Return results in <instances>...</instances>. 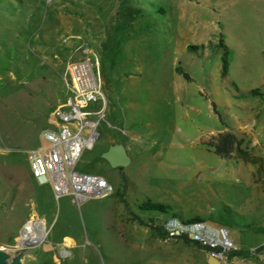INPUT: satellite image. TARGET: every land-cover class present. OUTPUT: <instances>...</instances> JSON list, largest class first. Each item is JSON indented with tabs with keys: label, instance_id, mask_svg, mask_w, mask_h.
<instances>
[{
	"label": "rangeland",
	"instance_id": "374dc122",
	"mask_svg": "<svg viewBox=\"0 0 264 264\" xmlns=\"http://www.w3.org/2000/svg\"><path fill=\"white\" fill-rule=\"evenodd\" d=\"M220 42L228 52L226 75ZM96 60L99 119L112 125L114 141L132 160L125 198L149 226L161 221L147 227L144 256L101 251L71 264H206L210 251L171 237L185 234L180 224L242 227L245 177L264 191V0H0V137L13 134L17 143L59 107L72 118L68 67ZM179 66L191 82L176 72ZM254 89L262 97L250 96ZM212 102L249 161L223 160L204 147L224 131ZM31 140L25 146L34 145ZM11 156L0 152V244L8 243L3 253L9 264H26L28 250L9 244L11 197L13 204L22 201V221L27 210L9 171L13 158L22 177L28 154ZM102 173L110 184L116 181L112 169ZM148 201L171 212L140 211ZM228 202L236 209H227ZM76 212L75 231L88 242L96 234ZM259 212L264 217V205ZM64 218L51 236L73 235ZM193 219L199 221L189 224ZM158 235L162 253H151ZM36 255L40 264H53L48 252Z\"/></svg>",
	"mask_w": 264,
	"mask_h": 264
},
{
	"label": "crops",
	"instance_id": "0c3cea01",
	"mask_svg": "<svg viewBox=\"0 0 264 264\" xmlns=\"http://www.w3.org/2000/svg\"><path fill=\"white\" fill-rule=\"evenodd\" d=\"M66 110L65 107L55 109L54 116L48 122L45 119L41 121L35 133L27 132L25 138L19 139L17 143H14L13 134L0 137V152L3 155L12 157V153L26 155L33 150H42L50 158V183L47 186L39 185L33 178L28 156L22 177L11 158L10 185L17 193H25L23 201L27 210L26 218L22 221V201L13 204L11 197L9 219L10 232L13 234L9 244H15L17 249L28 250L26 264H40L36 255L38 251L53 256V264H71L77 257L97 256L101 251L111 256H144L151 231L131 219L119 198L122 179L129 174L126 168H112L103 158L110 146L121 145L113 139L112 125L93 114L82 120H78L74 114L71 118ZM99 110L94 106L89 109V113ZM31 138L35 144L25 146L26 140ZM106 169L116 173L114 183L110 184L102 173ZM238 170L242 174L241 168ZM88 175L106 180L111 195L102 197L87 193L84 187ZM245 180L248 195L238 204L243 211L239 213L244 219L242 227L208 221L188 226L180 224L182 233L187 234L189 239L223 249L220 253L209 252L206 264L211 257H215L220 264H264V217L259 212L264 205V191L259 190L249 177H245ZM223 204L229 210L236 209L229 202ZM76 211L80 213L84 226H89L96 234L86 239L88 242L75 231ZM62 214L65 224L74 231L69 232L73 235L60 239L62 233L51 236V228L57 225ZM138 217L145 221L141 216ZM158 221H161V217L154 219V228ZM169 222L165 228L169 224L173 225L172 220ZM157 239L158 244L154 240L153 248H148L151 253H162L161 235ZM7 244L1 243L0 248L5 249Z\"/></svg>",
	"mask_w": 264,
	"mask_h": 264
},
{
	"label": "built area",
	"instance_id": "2783aa9c",
	"mask_svg": "<svg viewBox=\"0 0 264 264\" xmlns=\"http://www.w3.org/2000/svg\"><path fill=\"white\" fill-rule=\"evenodd\" d=\"M99 67L98 60H96L94 66L87 61L68 67V72L74 84V97L71 109L78 120H82L91 114L99 118L102 117L103 110L89 113V109L96 106L103 99L100 87ZM94 70H96L97 74L94 73ZM28 160L32 176L37 183L41 186L49 185L48 165L50 164V158L48 154L42 150H33L28 153ZM84 189L87 193L97 194L102 197L111 195L107 181L94 175L87 176ZM1 249L4 252L5 249ZM7 260L9 262L8 258Z\"/></svg>",
	"mask_w": 264,
	"mask_h": 264
},
{
	"label": "trees",
	"instance_id": "16d2710c",
	"mask_svg": "<svg viewBox=\"0 0 264 264\" xmlns=\"http://www.w3.org/2000/svg\"><path fill=\"white\" fill-rule=\"evenodd\" d=\"M220 47L224 48L225 50V54L222 58V61H223V75H226L228 73V67H229L228 52H227V48L223 45L222 42H220ZM176 72L180 74L184 78L185 81L191 82V78L189 77V75L185 73L180 66L176 69ZM249 95L252 97H262L263 94L260 89H254L249 93ZM212 109H213V113L218 117L221 125L224 127V131L211 136L209 140L204 143V147H206V149L209 152H213L215 155H217L223 160H231V159L236 158L239 160H243L245 162L249 161V154L240 148V143L237 137L227 129V124L224 122L222 116L217 110L216 104L213 102H212ZM126 190H127V180L125 177H123L119 198H120L121 203L125 207V209L128 211L131 219L137 222L140 226H145L151 229H156L152 226H149L145 221H143L140 217H138L131 211L129 204L125 198ZM139 210L142 212H159L163 214H168L171 212L170 207L164 204H161V203H153L150 201L140 204ZM172 216L174 218L177 217L175 214H173ZM198 221L199 220L193 219L189 221V224H195ZM171 237L174 239H182L185 242L193 243L197 247L206 249L210 252L220 253L223 251L221 247L205 246L200 241H193L189 239L187 234H182L180 236H171Z\"/></svg>",
	"mask_w": 264,
	"mask_h": 264
},
{
	"label": "water",
	"instance_id": "95a60500",
	"mask_svg": "<svg viewBox=\"0 0 264 264\" xmlns=\"http://www.w3.org/2000/svg\"><path fill=\"white\" fill-rule=\"evenodd\" d=\"M103 158L112 168H127L130 166L132 161L127 149L123 145L119 144L110 146L109 150L103 154ZM0 264H9L1 248ZM208 264H220V262L215 257H211Z\"/></svg>",
	"mask_w": 264,
	"mask_h": 264
},
{
	"label": "bare ground",
	"instance_id": "6f19581e",
	"mask_svg": "<svg viewBox=\"0 0 264 264\" xmlns=\"http://www.w3.org/2000/svg\"><path fill=\"white\" fill-rule=\"evenodd\" d=\"M70 256L72 257L73 255L70 253Z\"/></svg>",
	"mask_w": 264,
	"mask_h": 264
}]
</instances>
